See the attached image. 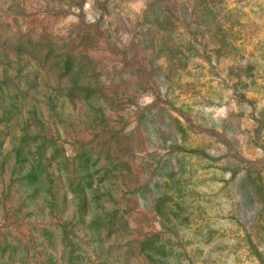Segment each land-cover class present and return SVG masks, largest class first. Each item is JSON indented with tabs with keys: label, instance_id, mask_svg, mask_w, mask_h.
<instances>
[{
	"label": "rangeland",
	"instance_id": "obj_1",
	"mask_svg": "<svg viewBox=\"0 0 264 264\" xmlns=\"http://www.w3.org/2000/svg\"><path fill=\"white\" fill-rule=\"evenodd\" d=\"M0 264H264V0H0Z\"/></svg>",
	"mask_w": 264,
	"mask_h": 264
}]
</instances>
